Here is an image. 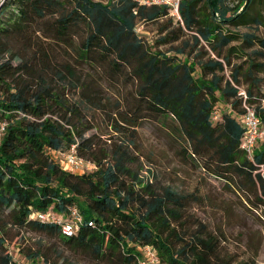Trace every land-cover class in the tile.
Masks as SVG:
<instances>
[{
	"label": "trees",
	"instance_id": "trees-1",
	"mask_svg": "<svg viewBox=\"0 0 264 264\" xmlns=\"http://www.w3.org/2000/svg\"><path fill=\"white\" fill-rule=\"evenodd\" d=\"M228 1L181 0L179 24L166 7L138 0H0V120L7 122L0 144V216L6 225L43 234L97 264H144L147 246L158 264H254L229 256L220 237L186 214L191 194L144 183L128 166L125 150L111 159L97 152L84 136L90 126H81L80 113L100 101L88 85L72 82L70 65L49 62L42 48L26 55L23 44L37 26L42 39L70 49L79 67L133 85L129 125L150 119L168 128L172 121L171 132L187 144L189 159L228 185L246 187L255 207L264 208V140L251 159L240 148L245 105L255 109L264 131L263 80L257 77L264 73V37L238 31L264 28V16L258 0H240L234 8ZM144 23L159 24L153 45L136 32ZM161 45L169 48L161 51ZM234 56L241 62L233 64ZM65 81L81 88L78 102L69 98ZM222 104L227 111L221 112ZM72 146L95 165L93 171L64 167L58 154ZM72 211L81 222L70 237L36 216L70 221ZM6 245L0 226V264H20ZM20 252L28 261H48L41 246ZM56 256L66 262L60 252Z\"/></svg>",
	"mask_w": 264,
	"mask_h": 264
},
{
	"label": "rangeland",
	"instance_id": "rangeland-1",
	"mask_svg": "<svg viewBox=\"0 0 264 264\" xmlns=\"http://www.w3.org/2000/svg\"><path fill=\"white\" fill-rule=\"evenodd\" d=\"M239 1L229 0L228 5L234 8ZM257 10L264 16V0H258ZM158 27L157 23L137 24L136 32L148 44L153 45L159 38ZM37 30V26L28 29L27 39L23 41L27 49L24 54L30 55L42 48L46 53L45 57L42 54L40 56L49 59V62L59 66L70 65L76 74L75 81L72 82L88 85L90 93L100 101L99 107L82 106L80 113L81 126H90L84 136L93 139L96 151L107 153L108 159H111L118 149L125 150L129 159L128 166L144 183H152L157 191L169 188L182 195L191 194L193 198L186 206V214L193 216L195 223L205 224L208 231L220 237L224 251L229 256H233L237 261L253 260L254 264H264V208L255 207L256 200L250 191L239 183L238 186L228 185L214 178L189 159L184 150L188 148L187 144L180 138L176 140L171 132V129H174L172 121H167L168 128L150 119L141 120L136 126L129 125L125 118L134 99V86L122 81L108 82L104 76L92 73L88 68L79 67L70 49L56 47L45 41ZM238 31L264 37L262 27L239 28ZM80 37L79 35L77 40ZM15 42L18 47L19 44ZM53 48L54 57L51 54ZM168 48L169 45L158 47L161 51ZM237 57H232L233 64L241 62ZM226 73L229 74V70ZM257 77L263 80L259 88L260 92L264 93V73L258 74ZM70 83L65 81L62 84L66 90H70L68 96L71 101L78 102L81 88H71ZM242 86L245 89L247 87L246 84ZM220 110L225 112L227 108L222 104ZM73 121L75 124L80 122L77 118ZM6 222L7 219L0 216L7 250L20 264H97L90 256L65 250L43 234L28 229L18 231L6 225ZM191 223L192 221L188 222L186 226ZM39 246L46 253L47 262L45 258L28 261L24 254L16 253L17 250L37 249ZM58 252L66 258V262L58 259Z\"/></svg>",
	"mask_w": 264,
	"mask_h": 264
},
{
	"label": "built area",
	"instance_id": "built-area-1",
	"mask_svg": "<svg viewBox=\"0 0 264 264\" xmlns=\"http://www.w3.org/2000/svg\"><path fill=\"white\" fill-rule=\"evenodd\" d=\"M143 5H156L164 6L168 9L169 17L175 22L182 24L181 15L179 13V4L181 0H138ZM261 108L264 109V97L261 100ZM216 118V117H214ZM244 135L242 137L240 148L245 152L249 159L252 158L253 150L256 144L264 140V131L262 130L261 120L258 117L253 107L244 106V114L242 116ZM7 122L0 120V144L1 140L6 132ZM59 157L64 167L72 172L76 173H88L95 169V165L80 157L72 146L65 152H59ZM37 218L40 221H50L60 226L61 234L65 237L73 235L74 231L78 228L81 222V217L76 211H72L71 220L63 221L59 216L48 213H38ZM144 264H158V258L156 251L152 247H144L142 249Z\"/></svg>",
	"mask_w": 264,
	"mask_h": 264
}]
</instances>
